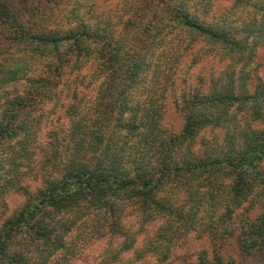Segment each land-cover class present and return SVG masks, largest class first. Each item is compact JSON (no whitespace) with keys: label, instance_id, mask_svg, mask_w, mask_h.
I'll return each mask as SVG.
<instances>
[{"label":"trees","instance_id":"trees-1","mask_svg":"<svg viewBox=\"0 0 264 264\" xmlns=\"http://www.w3.org/2000/svg\"><path fill=\"white\" fill-rule=\"evenodd\" d=\"M124 2L114 20L97 0H0V150H28L34 115L62 87H72L74 118L41 148L49 173L40 196L0 227V264H47L93 213L136 262L164 263L189 236L211 246L195 264H235L229 244L264 249V0H234L217 21L207 17L212 0ZM207 59L216 66L193 88L184 75ZM180 79L183 127L163 131L153 115L164 106L149 100ZM95 84L94 96H79Z\"/></svg>","mask_w":264,"mask_h":264},{"label":"rangeland","instance_id":"rangeland-1","mask_svg":"<svg viewBox=\"0 0 264 264\" xmlns=\"http://www.w3.org/2000/svg\"><path fill=\"white\" fill-rule=\"evenodd\" d=\"M214 7L208 11L207 17L210 20L219 18L222 10L225 6L230 5L234 0H212ZM97 11L101 12L103 9L111 11L114 16V20L118 18L120 14L128 12V4L124 0H97ZM18 5L19 2H16ZM96 11V12H97ZM118 15V16H117ZM117 33V31H116ZM257 56L258 61L261 63L262 71L264 73V47L259 49ZM159 56L162 55L158 52ZM191 58L185 56V58ZM215 59L218 57L215 56ZM185 63V59L182 61ZM213 60L207 59L206 62L197 67H192L190 73L184 75L189 84L194 88L199 77L208 78L207 74L212 65ZM204 67L203 69L200 68ZM184 67V64L180 66ZM184 69V68H183ZM186 70V69H184ZM212 71V69H211ZM90 72L86 75V81L90 80ZM181 75V74H180ZM183 75V74H182ZM205 75V76H204ZM182 76V77H184ZM73 77V76H72ZM181 78V76H180ZM181 85L182 90H179L180 86L175 85L174 88H170L166 91L165 96H162L161 91H153V98L149 100L154 103L156 110L162 108V113L158 110L153 115L156 119L161 121L160 126L163 131L164 128L173 132H180L183 127V114L179 107L175 105L177 103L176 98L182 94L184 88H186V82L177 80ZM101 82H98L100 84ZM69 85V86H73ZM208 83L205 87L208 88ZM72 87H63L59 91V100L55 102H47L43 105L33 118L38 120V123L34 129H36V139L27 145L28 150L20 145L8 146L5 150H0V158H3V163L0 164V227L3 222L10 218L14 213L22 209L29 202L37 199L41 194V189L46 185L47 175L49 171H45L41 167V162L45 158L43 154V147L46 143L54 140L49 132L56 131L59 137H62V130L68 129L69 122L73 121V116L68 115L67 105L71 97ZM99 86L89 85L87 88H79V96L86 95V100L92 94L95 95L98 92ZM209 89V88H208ZM70 93L67 97L66 95ZM148 101V102H149ZM92 102V99L89 101ZM161 105V106H160ZM164 127V128H163ZM61 130V131H60ZM218 132L212 130L207 133H203L202 139L213 138L214 134ZM37 142V143H36ZM40 142V143H39ZM64 143V142H63ZM35 146V147H34ZM42 148V149H41ZM12 153L15 156V163L13 165L7 164L6 155ZM66 154H64V158ZM66 162V161H65ZM41 168V169H40ZM44 168H47L45 166ZM48 169V168H47ZM53 169L51 168L52 172ZM261 211V208L256 209L253 215H256ZM65 220L72 219L70 214L64 216ZM134 218L128 216L125 217V221L129 223ZM109 224L107 218L101 213H93L80 218L74 226H72L69 233L65 236L64 247L55 252L49 259L47 264H154L153 258H148L147 261H135V251L125 250L123 241L125 237L116 235L109 230ZM155 225L151 226L152 230ZM145 239L141 235L135 242V248H142ZM211 248L208 239L205 237L196 238L188 237L184 241V245L178 249H175L170 259L164 263L157 264H195V257L198 255L201 249ZM136 250V249H135ZM223 253L226 257L230 258L235 264H264V249L260 251L253 250L251 253L240 250L236 244H229Z\"/></svg>","mask_w":264,"mask_h":264}]
</instances>
